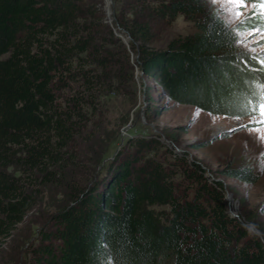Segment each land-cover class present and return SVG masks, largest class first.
<instances>
[{"label":"trees","instance_id":"1","mask_svg":"<svg viewBox=\"0 0 264 264\" xmlns=\"http://www.w3.org/2000/svg\"><path fill=\"white\" fill-rule=\"evenodd\" d=\"M114 2L129 46L103 0H0V249L48 193L61 199L29 264H264L253 220L231 215L222 182L180 158L189 197L155 155L156 139L129 140L105 177L90 178L112 140L98 143L93 123L103 96L131 79V55L172 99L212 112L248 111L264 84L206 0ZM178 15L194 31L156 48L154 23ZM230 176L255 180L249 168Z\"/></svg>","mask_w":264,"mask_h":264},{"label":"rangeland","instance_id":"2","mask_svg":"<svg viewBox=\"0 0 264 264\" xmlns=\"http://www.w3.org/2000/svg\"><path fill=\"white\" fill-rule=\"evenodd\" d=\"M206 1L235 28L238 48L253 56L257 63L249 67L250 71L258 72L263 79L264 63L261 61H264V39L259 33L248 35L253 23L245 21L239 24L231 13L224 10L223 0ZM103 8L106 22L114 27L115 35L129 46V37L114 24V0H103ZM193 31V23L183 15H178L170 24L157 20L153 28L154 46L165 48L170 40ZM131 56L133 70L128 72L131 79L119 84L116 92L103 96L101 112L93 123L98 143L112 140L100 165L92 172V181L105 177L108 165L119 152L125 154L132 150L129 140L137 137L156 139L159 143L155 145V155L166 167L175 168L174 164L184 158L201 166L209 179L221 181L228 211L237 215L244 211L253 220V223L246 222L249 231L264 243V141L260 139L264 136V124L251 122L248 111L230 109L229 112L217 113L192 102L172 99L154 78L134 66L135 57ZM239 168H249L255 180L248 182L230 176L231 170ZM176 170L179 172L174 176V183L191 197L192 192L187 189L189 183L181 168ZM78 175L80 180L84 179L82 173ZM60 199L58 194H44L43 201L26 215L0 249V264L32 263L31 252L37 244L35 241L41 230L51 227L50 216L57 210L56 204ZM154 209L164 214L169 210L166 205H156Z\"/></svg>","mask_w":264,"mask_h":264},{"label":"snow or ice","instance_id":"3","mask_svg":"<svg viewBox=\"0 0 264 264\" xmlns=\"http://www.w3.org/2000/svg\"><path fill=\"white\" fill-rule=\"evenodd\" d=\"M225 11L232 14V18L244 24L245 21L253 23L248 35L260 34L264 39V0H223ZM264 63V61H261ZM260 93L253 92V100H249L250 108L248 114L250 121L258 124H264V84H257ZM249 131H260V129H249ZM260 139L264 141V136Z\"/></svg>","mask_w":264,"mask_h":264},{"label":"water","instance_id":"4","mask_svg":"<svg viewBox=\"0 0 264 264\" xmlns=\"http://www.w3.org/2000/svg\"><path fill=\"white\" fill-rule=\"evenodd\" d=\"M231 215L234 216V217H237V214H233V213H231Z\"/></svg>","mask_w":264,"mask_h":264}]
</instances>
